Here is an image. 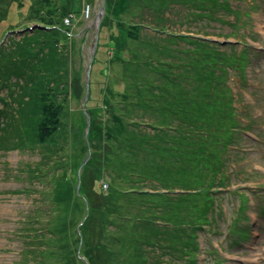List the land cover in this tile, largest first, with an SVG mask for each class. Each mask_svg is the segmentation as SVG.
I'll return each instance as SVG.
<instances>
[{"label": "rangeland", "instance_id": "rangeland-1", "mask_svg": "<svg viewBox=\"0 0 264 264\" xmlns=\"http://www.w3.org/2000/svg\"><path fill=\"white\" fill-rule=\"evenodd\" d=\"M124 2L134 5L138 3L137 0H109L101 24L100 47L90 82L92 100L87 105L94 118L91 119L94 120L92 133L89 135L87 132L88 118L83 103L87 93L86 74L91 61V49L96 40L95 20L103 0H66L71 13L74 11L78 16L75 19L74 14L69 13V17L64 18L65 24L70 25L73 32L78 34L68 41L72 58L70 62L67 61L73 69V74L69 77L73 79L76 94H71V109L74 111L68 115L69 117H66L67 115L63 117L64 123L61 125L60 134L56 136L59 145L51 141L34 142L29 133L30 129L25 128V126L30 128L29 124L25 121L18 124L16 116L8 118L6 122L11 125H6L5 129L0 130V264L20 262L25 250L30 261L36 264H91L88 260L91 254L95 264H103L100 250L96 246L106 243L108 246L102 244L103 247L106 246L116 252L122 247H128L129 234L126 233L133 231L132 218L122 217L119 222L112 220V215L116 219L119 218L116 208L127 203L124 202V196H121L126 193H120L119 188L123 187V190L131 193L132 190L140 192L148 188H159L167 193L161 184L155 185L152 180L144 178L141 181L139 175L142 173L133 169L136 164L143 165L144 152H141V148L144 144L126 140V136H131L132 131H134L132 136L136 132L140 133V129L153 131L149 126L152 118L148 113H144L139 105L144 102L145 97L141 99L140 95L136 94H131L127 98L123 95L120 97L114 94L112 85L108 83L110 76L119 75L129 82L131 89L127 87V91L137 92V87L142 85L139 84L141 68L123 69L124 71L119 73L121 66L112 60L117 58L120 49L124 50L122 58L124 57L125 60L134 58V55L139 54V50H143L146 51L144 64L148 63L146 59L158 53L155 43L161 40L157 36H166V33H162L163 27L170 32L186 33L211 41L224 50L246 49L247 56L240 54L241 60L246 61L248 58L244 77L235 69H229L227 77V86H230L234 92L238 119L242 126L248 127L243 128L245 130L242 131L241 143H235L231 147L236 149L235 152H231L233 158L230 161L233 178L225 188L220 187L222 192L217 194L216 208H219V211L214 220L215 229L210 231L207 229H211L213 223L205 225L207 228L199 233L200 247L197 257L194 262L189 261V263L214 264L217 255H220L223 257L219 260L220 264H264V0H230L229 12L221 10L214 14L217 21L209 18L182 19L183 17L175 12L176 2L172 4L170 10L162 5L161 7L158 5L157 8L160 10L156 11L146 5L133 7L131 5L126 12L125 7H120V3ZM29 4L30 0L23 9L16 6V3L11 6L9 18L0 24V47L6 46L10 40H13L21 44L26 43L37 51L41 49L42 44L53 40L52 34L45 37L39 32L34 33L36 29L48 28L43 25L44 22L38 20L39 17L34 20L29 16ZM156 4L155 0L151 1L152 6ZM188 7L191 8L186 4L183 10L186 11ZM88 10H92L89 17L86 16ZM160 12L163 13L161 21L158 18ZM67 18H71L69 23ZM118 20L128 21L129 26H126L130 28L140 27V37L143 39L139 42L142 44L137 43L133 38L128 39L126 31L118 26ZM86 26L91 27L88 38L81 39L83 33L89 30ZM148 44L153 46L152 49ZM62 49L63 47L59 46L61 54H64ZM149 50L152 52L150 56L147 55ZM11 60H14V57L8 58V62ZM144 80H146L145 76L142 78V81ZM117 88L123 90L124 83H120ZM0 91L4 97V101H0V108H7L6 102L9 104L13 102L9 97V85ZM21 91V88L16 87L12 91L13 98H20ZM84 116L87 125L83 132L81 128H84V123L79 121L83 120ZM116 118L119 120L116 121ZM68 119L69 123L73 124L69 128ZM101 120L113 125L115 132L111 138L105 137V134H108V131H105V123L98 128L101 131V138L96 135V128ZM76 121L79 122V126H75ZM134 122L140 124L134 125ZM17 130L22 132V138L15 136ZM81 137L85 138L81 139ZM79 152L81 156L78 155ZM53 160L63 162L58 166V171L53 166ZM127 160L131 161L125 164ZM57 174L62 176V179H54ZM55 187L57 200L63 204L77 205L75 195L70 197L73 198L71 201L65 199V195L71 191L78 194L82 191L83 195L97 203L98 212L102 213V220L88 221L85 237L80 232L89 215V208L87 207L86 211L85 205L84 211L72 223L70 231L57 230V235L50 232L56 230L55 224L58 223L62 209L61 204L53 201L54 195L51 198ZM172 191L178 192L175 188ZM242 192L247 195V207L243 212L249 219H239L234 224V232H231L229 227L242 204L240 198ZM113 201L116 203L113 204ZM108 206L113 207L110 213ZM135 207L139 206L127 205L126 211L135 212ZM159 210L158 213H163L161 209ZM239 226H246L248 234L245 236L236 234ZM74 237L81 238L80 247L76 252V263L70 262L73 258H64L62 255V246L71 247L70 242ZM158 250V246L151 250L154 264H165L164 262L170 261L168 259L174 264H180L181 259L176 254L171 255L162 247L160 253L155 255ZM66 255H69L68 252Z\"/></svg>", "mask_w": 264, "mask_h": 264}, {"label": "trees", "instance_id": "trees-1", "mask_svg": "<svg viewBox=\"0 0 264 264\" xmlns=\"http://www.w3.org/2000/svg\"><path fill=\"white\" fill-rule=\"evenodd\" d=\"M27 1L0 0V24L9 18V11L14 3L23 9L27 5ZM151 1L137 0L136 5L124 2L120 3L122 5L120 7H125V12L131 5L132 7L146 5L154 11L160 10L157 7L162 5L165 9L170 10L172 4L176 2L175 12L181 15L182 19L209 18L210 20L214 19L213 21H217L214 14L221 10L229 12L231 9L230 0H155L157 3L155 6L151 5ZM60 2L62 1L30 0L29 16L34 20L39 17L38 20L44 22L43 25L48 28L36 29L34 33L39 32L45 37L52 34L53 38V40L42 44L40 50L35 51L28 44L13 42V40H10L6 46L0 47V90L9 85V97L15 103L13 105V102L11 104L6 102L7 108H0V130L5 129L6 125H11L6 122L8 118L16 116L18 124L23 121L29 124L30 128L26 126L25 128L30 129L29 133L34 142L49 143L51 141L57 145L59 143L56 136L60 134L61 125L64 123L62 119L66 115L69 117L68 115L74 111L71 109V101L73 93L76 94L73 88V79L69 77L73 74V69L69 66L70 63L68 65L72 58V50L70 51L68 41L76 33L73 32L70 25L65 24L64 18L69 17L71 11L66 4ZM186 4L191 8L188 7L185 11L183 7H186ZM72 12L71 14H74V18L77 19L78 16L74 11ZM162 14L160 12V16H158L160 21ZM72 21L75 22L74 19ZM168 22L170 24L171 20ZM126 25L129 26L128 21L118 20V26L126 31L128 39L133 38L137 43L142 44L139 42L140 39H143L140 37L141 28H130ZM163 29L162 33H166V36H157L161 40L155 43L158 53L150 56L152 52L149 50L147 55L150 57L146 59L148 63L144 64L146 51L143 50H139V54L134 55V58L125 60L124 57L122 58L124 50L120 49L117 58L112 60L121 66L119 73L124 71L123 69L141 68L139 84L142 85L137 87L136 93L126 90L127 87L131 89V86L119 75V78L115 75L110 76L108 83L112 85L114 94L120 97L123 95L124 98H127L131 94L140 95L141 99L145 97L144 102L139 105L143 112L148 113L152 118L149 126L153 131L148 132L140 129V133L136 132L134 136H132L134 133L132 131L131 136H126V140L144 144L141 148V152H144L142 155L143 165L138 162L139 166L136 164L133 169L142 173L139 175L141 181L144 178L152 180L155 185L161 184L167 193L159 188H148L146 191L140 192L132 190L133 193L123 190V187L119 188L120 193H126L121 196H124V202L127 203L116 208L120 215L118 214V219L112 215V220L119 222L122 217L132 218L133 231L126 233V235L129 234L128 247H122L116 252L106 246L103 247L102 244L107 245L106 243L96 246L100 250L103 264H154L152 262L154 255H151V250L156 246L159 247V250L154 253L155 255L159 254L164 247L168 253L176 254L181 259L180 264L194 262L200 247L199 233L207 228L205 225L211 223H213V227L207 229L209 231L215 229L214 220L219 211V208H216L217 194L222 192L220 187L225 188L233 178L230 161L233 158L231 152H235L236 149L231 147L235 143H241L242 131L245 130L243 128L248 127L247 125L242 126L238 119V109L234 104V92L230 86H227L229 69H235L243 77L245 76L248 58L246 61H242L240 54L247 56L246 49L236 51V48H232L228 51L203 38L186 35V33L170 32L166 27ZM68 30L70 31L68 32ZM83 38L81 37V39ZM144 43L147 46L146 41ZM181 44L183 45L181 46ZM59 46L63 47L64 54H61ZM99 47L100 44H98V50ZM148 47L152 49L153 46L148 44ZM138 48L140 49L139 46ZM97 53L93 66L96 63ZM9 57H14V60L8 62ZM92 73L91 70V75ZM144 76L146 80L142 81ZM120 83H124L123 90L117 88ZM16 87L22 89L18 99L13 98L14 94H12ZM91 89L90 85V96L86 107L92 100ZM1 92L0 101H4ZM88 111L91 119H94L89 109ZM82 119L79 122L84 123V128H81L84 132L87 120L85 116ZM67 121L68 128L73 126L69 123V119ZM77 121L75 126H79ZM96 121L98 122V120ZM93 123L94 120H91L89 135L92 133ZM104 123L106 124L105 131H108L105 137L111 138L115 129L106 120H101V123H98L96 135L101 138V131L98 128ZM133 124L139 125L140 122ZM15 136L22 138L23 134L17 130ZM83 138L81 137V139ZM137 154L135 153V155ZM130 161L127 160L125 164ZM53 164L58 171V166L63 162L53 160ZM80 177L82 178V175ZM58 178L62 179V176L55 175L54 179L58 180ZM55 188L52 190L51 198L54 195L53 201L61 204L62 209L58 223L55 224L56 230L50 232L57 235V230L70 231L72 223L84 211L85 205L86 211V208H89V215L80 228V232L85 237L87 222L102 220V213L98 212L97 203L83 195L82 191L79 194L71 191L65 195V199L71 201L73 198L70 197L75 195L77 205L74 203L63 204V202H58L57 188L56 190ZM174 188L178 192L172 191ZM84 198L86 200H83ZM240 198L242 204L239 211L247 205V195L242 192ZM127 205L139 207H135V212L129 213L130 210L126 211ZM107 208L109 213L113 209L110 206ZM159 209L163 213H158ZM239 219L240 217H235L232 220L229 227L231 232H234V224ZM245 230L246 228L239 226L235 233L245 236L248 234ZM34 233L37 234L36 231ZM80 242V237H74L70 242L71 247L62 246L63 257H71L73 259L70 262L76 263V252L80 247ZM23 254L22 260L16 264H36V262L30 261L27 250ZM222 258L217 255L214 264H220L219 260ZM88 260L91 264H95L92 254ZM168 260L170 261L164 263L174 264L171 259Z\"/></svg>", "mask_w": 264, "mask_h": 264}, {"label": "water", "instance_id": "water-1", "mask_svg": "<svg viewBox=\"0 0 264 264\" xmlns=\"http://www.w3.org/2000/svg\"><path fill=\"white\" fill-rule=\"evenodd\" d=\"M106 7H107V0H103L102 7H101V9L99 10V12L96 15V20H95V27H96V32H97L96 33V40H95V42H94V44L92 46V49H91V61H90L89 65H88L87 74H86V78H87V81H86V83H87V85H86L87 93H86L85 101L83 103V109H84L85 114H86V116L88 118V127H87L88 134H89V131H90V126H91V117H90L89 111H88V109L86 107V103L89 100L91 70H92V66H93V63H94L95 58H96L97 48H98V44H99V35H100V31H101V24H102V21H103V19L105 17ZM38 27H43V26H38ZM31 29H34V28H31Z\"/></svg>", "mask_w": 264, "mask_h": 264}, {"label": "bare ground", "instance_id": "bare-ground-1", "mask_svg": "<svg viewBox=\"0 0 264 264\" xmlns=\"http://www.w3.org/2000/svg\"><path fill=\"white\" fill-rule=\"evenodd\" d=\"M97 51H98V48H97ZM78 155L81 156L82 154L79 152ZM246 207H247V205H246L242 210L238 211V213L236 214L235 217H240V219H242V218H247V219H249V217L246 215V213L243 212V211L246 209ZM241 227L246 228L245 231L248 233V228H247L246 226H241Z\"/></svg>", "mask_w": 264, "mask_h": 264}, {"label": "crops", "instance_id": "crops-1", "mask_svg": "<svg viewBox=\"0 0 264 264\" xmlns=\"http://www.w3.org/2000/svg\"><path fill=\"white\" fill-rule=\"evenodd\" d=\"M62 2H60V3H62V4H66V0H61ZM71 1V0H70ZM86 27H88V29L89 30H86V32H84L83 33V35H82V37H84V39H87L88 38V35H89V32H90V29H91V27H89V26H86ZM76 35H78V34H76Z\"/></svg>", "mask_w": 264, "mask_h": 264}, {"label": "built area", "instance_id": "built-area-1", "mask_svg": "<svg viewBox=\"0 0 264 264\" xmlns=\"http://www.w3.org/2000/svg\"><path fill=\"white\" fill-rule=\"evenodd\" d=\"M88 8H90V7H88ZM88 15H86V16H90V14H91V10H88V13H87ZM67 21H68V23L70 22V18H67Z\"/></svg>", "mask_w": 264, "mask_h": 264}]
</instances>
